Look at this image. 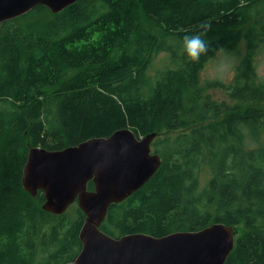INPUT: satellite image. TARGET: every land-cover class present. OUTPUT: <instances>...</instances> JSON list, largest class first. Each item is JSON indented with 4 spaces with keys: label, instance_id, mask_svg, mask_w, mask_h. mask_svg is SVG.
I'll return each mask as SVG.
<instances>
[{
    "label": "trees",
    "instance_id": "trees-1",
    "mask_svg": "<svg viewBox=\"0 0 264 264\" xmlns=\"http://www.w3.org/2000/svg\"><path fill=\"white\" fill-rule=\"evenodd\" d=\"M43 11L0 23V264H64L81 247L82 210L52 214L42 190L23 189L28 149L59 150L122 128L161 133L151 140L161 164L108 206L103 232L159 237L223 223L235 235L224 264H264V83L253 62L264 44V0H77ZM202 22L209 48L193 62L183 36L203 31ZM241 38L231 81L204 86L233 104L211 100L199 72Z\"/></svg>",
    "mask_w": 264,
    "mask_h": 264
},
{
    "label": "water",
    "instance_id": "water-1",
    "mask_svg": "<svg viewBox=\"0 0 264 264\" xmlns=\"http://www.w3.org/2000/svg\"><path fill=\"white\" fill-rule=\"evenodd\" d=\"M77 0H0V23L41 5L58 13ZM155 133L135 136L130 128L93 137L59 150L30 147L21 185L44 194L42 209L55 215L74 202L85 214L79 230L80 251L64 264H224L234 247L229 225L213 223L195 231L164 236L146 233L112 237L100 229L107 208L142 187L161 164L151 151ZM92 181L93 189H87Z\"/></svg>",
    "mask_w": 264,
    "mask_h": 264
},
{
    "label": "rangeland",
    "instance_id": "rangeland-1",
    "mask_svg": "<svg viewBox=\"0 0 264 264\" xmlns=\"http://www.w3.org/2000/svg\"><path fill=\"white\" fill-rule=\"evenodd\" d=\"M46 9L47 11H43L42 15L45 17H49L50 13L52 12L48 8ZM27 13L18 17V21L20 24L32 21L37 17V15L40 16V14H32L27 16ZM244 46L245 41L241 38L234 49H221L205 62L204 66L199 72V87L202 90V94L210 95L211 100H225L228 102V105L233 104V102L227 98L224 90L204 88V86L206 85V82L210 80H219L228 84L234 75L235 67L240 63V59L245 53ZM163 57L164 54L160 53L153 59L151 64L152 70L159 68L162 65ZM253 62L255 67L254 69L256 73V80L264 83V44H260V46H258V48L256 49L253 57ZM154 137L161 138L162 135L161 133L154 134L152 139H154ZM261 140L264 141V134L261 135ZM76 206H78L76 202L72 203L71 210H73Z\"/></svg>",
    "mask_w": 264,
    "mask_h": 264
},
{
    "label": "clouds",
    "instance_id": "clouds-1",
    "mask_svg": "<svg viewBox=\"0 0 264 264\" xmlns=\"http://www.w3.org/2000/svg\"><path fill=\"white\" fill-rule=\"evenodd\" d=\"M199 27L203 29V31L183 36V52L186 54L187 58L193 62L199 61L201 55H206L209 48L208 42L203 37L211 26L207 22H202Z\"/></svg>",
    "mask_w": 264,
    "mask_h": 264
}]
</instances>
